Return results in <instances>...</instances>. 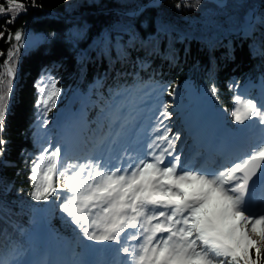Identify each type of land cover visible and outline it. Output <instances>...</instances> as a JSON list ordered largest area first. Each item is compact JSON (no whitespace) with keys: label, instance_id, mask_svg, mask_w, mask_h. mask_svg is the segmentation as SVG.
I'll return each mask as SVG.
<instances>
[{"label":"snow or ice","instance_id":"obj_1","mask_svg":"<svg viewBox=\"0 0 264 264\" xmlns=\"http://www.w3.org/2000/svg\"><path fill=\"white\" fill-rule=\"evenodd\" d=\"M5 3L7 7L0 5V15L8 16L5 25L15 23L28 8L24 0ZM30 3L37 6L36 0ZM199 4L183 0L175 6ZM259 25L264 28V17ZM243 30L253 36L256 26L249 22ZM5 32L0 30V39ZM7 41L11 47L0 67V158L7 150L3 134L23 33L7 31ZM49 80L37 101L44 126L61 93ZM208 91L217 95L215 86ZM139 92L142 95L127 90L112 95L101 109L91 154L83 162L70 159L66 146L63 152L59 144L42 149L31 162L28 195L55 205L78 244L92 251L99 250L93 245L104 246L123 257L121 264H264V95L234 96L230 117L242 126L235 131L255 147L243 158L212 169L182 166L176 148L180 132L173 134L166 123L172 119V104H159L153 135L142 141L139 104L148 92ZM0 242L8 249V259L0 254V264H38L21 259L23 249L6 231L0 232Z\"/></svg>","mask_w":264,"mask_h":264},{"label":"trees","instance_id":"obj_2","mask_svg":"<svg viewBox=\"0 0 264 264\" xmlns=\"http://www.w3.org/2000/svg\"><path fill=\"white\" fill-rule=\"evenodd\" d=\"M24 3L27 11L20 13L15 23L5 25L8 16L0 15V30L6 28L0 39V53L4 54L0 55V67L11 44L16 43L7 41V31L23 33V47L13 63L16 75L3 134L7 150L0 158L6 162L0 163V232L6 231V237L17 241L23 255L29 256L45 249L37 230L48 205L28 195L32 190L31 162L55 135L50 118L66 103L65 93L86 92L92 86L89 102L83 107L84 128L70 140L68 156L72 160L86 157L101 109L111 102L112 95L127 90L135 96L145 82L164 89L165 101L170 104L178 97L182 81L191 79L203 87L215 107L226 109L227 125L235 131L240 125L230 117L234 96L250 80L264 82V28L259 25L264 0H227L224 6L200 0L197 6L180 8L175 5H183V0H36L35 7L30 0ZM0 5L7 7L5 0H0ZM138 9L132 16L125 13ZM249 22L256 26L255 40L244 33L243 25ZM27 33L38 34L42 40L27 47ZM48 76L61 94L44 126L37 101ZM97 80L100 84L92 85ZM212 86L217 90L215 97L208 91ZM243 94L260 97L254 89ZM182 111L188 114L190 110L185 107ZM177 131L186 140L184 129L177 127ZM249 148L246 145V150ZM50 206L44 221L81 253L72 228L55 205ZM7 252L0 242V254Z\"/></svg>","mask_w":264,"mask_h":264},{"label":"rangeland","instance_id":"obj_3","mask_svg":"<svg viewBox=\"0 0 264 264\" xmlns=\"http://www.w3.org/2000/svg\"><path fill=\"white\" fill-rule=\"evenodd\" d=\"M40 40H42V37L38 34L27 33L24 36V43L27 47L36 45ZM49 78L53 80L51 76H48L46 79H44L43 86L50 82ZM99 84L100 80H97L92 85L98 86ZM262 84H264L262 79H258L257 81L250 80L243 86L239 94L244 95V91L245 93H247L248 91L254 89L256 91V95L262 96L264 95V88H262ZM141 88L144 91L148 92V95L143 97V102L139 104V107L142 110L140 121H142L143 119V125L141 126V129L147 127L148 125L149 129L147 132L152 136V128L157 123L156 118L153 114L157 112L158 106L161 102L166 103L165 96L164 93H162V89L158 88L154 83L145 82L139 89ZM139 89H137L138 92L136 93V95H142V93L139 92ZM180 89L181 90L178 91V97H176L170 103L174 106L173 108L169 109V111L173 113L172 119L171 121H168L166 123L172 129L173 134L176 133L177 127H182L185 131V135L188 136L186 140H183L184 135H182L180 141H178L176 145L177 151L182 153V166L185 163H188L194 167L215 169V163L206 161V155L214 152L218 153L220 150L224 149L223 147L225 146V143L223 144V142H221L219 146L213 148L212 142L215 139V136L219 133V128L210 123L209 118L206 117L207 114L211 112L215 117L217 116L216 118L222 119L226 124L227 111L224 108L215 107L213 103L208 99L203 87L196 84L191 79L183 80L180 84ZM91 94L92 86L86 92H82L80 89H76L72 92L65 93L66 103L58 108V110H56L50 118V125L53 127L56 136H50L49 144H51L53 147L59 144L62 147V152L65 150L66 146L69 155V140L71 138L78 137L82 129L84 128L85 121L83 119V115L85 113L83 107L86 103L89 102ZM59 101L60 96L56 98V106ZM185 107H188L190 110L188 114H185V112L182 111V109ZM226 129L230 132L227 135L232 134V141L234 142V146L232 149L238 150L239 152V154L235 156L234 160L231 161H237L247 155L248 152L253 150L255 145H252L251 148L241 153L240 151L242 150V147L246 145L243 138L238 133L231 131L229 127H226ZM227 130H221V135L225 136ZM48 132L49 130L47 129L46 133ZM222 139L223 141H226L227 138L222 137ZM49 144L44 148L48 147ZM226 148L231 150V146L229 145H227ZM223 154L225 153L223 152ZM77 160L83 162L82 159ZM227 163L229 162H224L221 165H225ZM50 208L51 206L48 204L42 212V217L39 224L41 225L39 226V229L41 228L40 234L41 230L46 226V224L44 223V218ZM62 243L70 246V254L73 256L72 260L74 261L84 262L85 264L87 259L90 257V254L92 253H96L95 258L103 260L101 264H105L106 260H108L110 249L105 248L104 246L93 245L99 250L92 251L79 244L81 248L80 253L76 252L75 248L71 245L69 240H62ZM85 243L92 244L93 242ZM52 256H54V254ZM52 256L48 251L43 250L39 253L34 252V254H30L29 256L23 255L21 259L35 261L38 262V264H49V262H53ZM4 258L8 259V252L4 256Z\"/></svg>","mask_w":264,"mask_h":264},{"label":"bare ground","instance_id":"obj_4","mask_svg":"<svg viewBox=\"0 0 264 264\" xmlns=\"http://www.w3.org/2000/svg\"><path fill=\"white\" fill-rule=\"evenodd\" d=\"M216 117L210 112L209 114H207L206 118H209V122L214 124L215 126H217L219 128L218 131L220 133H221V130H223V129L227 130L226 124L224 123V121L222 119H218ZM228 133H230V132L227 130V133L225 135H227ZM152 135H153V133H152ZM150 136H151V134L147 133L144 137H141V139H142V141H146L148 138H150ZM221 142H223V144H224L223 139L221 140ZM213 147H214V145H213ZM42 238H43L44 242L46 243L44 245V248H45L44 250L48 251L51 254V256L54 254V256H52L53 261H54L55 257H59L61 255L66 257L69 261H72L71 260V254L68 251H66L67 245L62 243L61 240L57 239L48 228H45L42 230ZM95 254L96 253L90 254L91 257H90L89 261H93V259L95 258ZM115 255L116 254L111 251L108 255V258L110 259L111 258L110 256H115ZM95 261L96 260L94 259V262ZM108 261L109 260H106V263H108Z\"/></svg>","mask_w":264,"mask_h":264},{"label":"water","instance_id":"obj_5","mask_svg":"<svg viewBox=\"0 0 264 264\" xmlns=\"http://www.w3.org/2000/svg\"><path fill=\"white\" fill-rule=\"evenodd\" d=\"M140 10L138 9L136 12H125L127 15H135V13H138ZM254 16L256 15V11L254 12L253 14ZM248 23L244 24L243 26L245 27V25H247ZM14 81H15V78H14ZM13 88H14V85H13Z\"/></svg>","mask_w":264,"mask_h":264},{"label":"built area","instance_id":"obj_6","mask_svg":"<svg viewBox=\"0 0 264 264\" xmlns=\"http://www.w3.org/2000/svg\"><path fill=\"white\" fill-rule=\"evenodd\" d=\"M216 3H218L219 5H225L227 0H214Z\"/></svg>","mask_w":264,"mask_h":264}]
</instances>
